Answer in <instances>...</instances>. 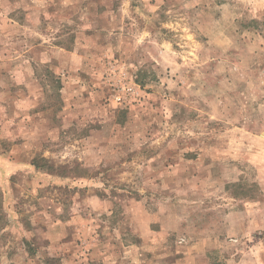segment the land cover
<instances>
[{"label":"rangeland","instance_id":"obj_1","mask_svg":"<svg viewBox=\"0 0 264 264\" xmlns=\"http://www.w3.org/2000/svg\"><path fill=\"white\" fill-rule=\"evenodd\" d=\"M0 264H264V0H0Z\"/></svg>","mask_w":264,"mask_h":264}]
</instances>
